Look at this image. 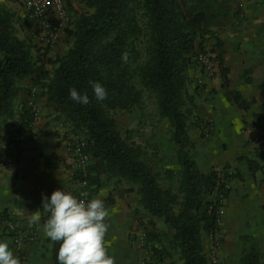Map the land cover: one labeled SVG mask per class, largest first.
Here are the masks:
<instances>
[{"label": "trees", "instance_id": "16d2710c", "mask_svg": "<svg viewBox=\"0 0 264 264\" xmlns=\"http://www.w3.org/2000/svg\"><path fill=\"white\" fill-rule=\"evenodd\" d=\"M86 1L93 11L79 14L73 29L66 31L72 37L69 47L65 54L54 58L35 57L32 49L36 46L16 35L12 15L0 8V124L11 121V128L2 135L4 153L14 149L17 159L22 145L30 141L29 136L18 137L22 129L31 128L30 108L27 102L18 112L14 106L21 83L27 81L28 86L38 87L45 95L54 112L85 137V149L92 158L89 170L94 175L89 183L104 174L136 184L139 204L170 229V247L179 254L182 264H208L202 238L204 233L217 230L214 207L222 206L208 197L214 187L216 191L222 189L223 197L228 189L217 186L214 168L200 171L194 160L196 153L187 152L186 147L193 144L189 129L195 120L184 109L186 73L206 13L196 9L197 5H188L187 0ZM137 8L142 10L144 27L139 23ZM139 38L144 39L142 48L137 46ZM125 51L129 52L127 63L121 59ZM222 70L223 85L227 86L228 71ZM93 81L107 89L105 100H96L90 83ZM73 87L87 94L90 103L73 101L69 94ZM143 94L153 95L159 114L171 126V140L177 146L182 167L180 195L160 185L158 172L143 160L137 146L122 137L117 126L113 112L131 110ZM229 94L239 108H248L249 103L240 95ZM153 235L148 231L149 240L154 239ZM58 248L59 242H52L53 264H59ZM153 249L157 260H164L162 249ZM254 258V254H248L246 264H254ZM168 264L175 262L170 260Z\"/></svg>", "mask_w": 264, "mask_h": 264}, {"label": "crops", "instance_id": "0c3cea01", "mask_svg": "<svg viewBox=\"0 0 264 264\" xmlns=\"http://www.w3.org/2000/svg\"><path fill=\"white\" fill-rule=\"evenodd\" d=\"M241 1L244 19L227 24L230 29L227 32L230 44L225 54L228 85L222 86L218 81L209 85L218 84L215 102L205 104L195 100L199 117L204 122L211 120L212 130L199 138L197 130L205 131L204 122L199 121V125L189 129L195 142L197 168L202 172L222 169L228 174V194L223 200V214L216 231L220 238L215 256L218 264H246L250 253L255 256L254 264H264V147L251 143L247 132L248 128L264 122V5L260 0ZM0 8L12 15V25L26 24L29 18L22 0H0ZM56 53L57 46L43 56L54 58ZM21 86L14 105L19 110L30 98L28 82H22ZM229 92L240 95L249 103L248 108H239L233 98L228 101L225 94ZM35 103L37 118L30 130L22 129L18 135L20 139L29 136L30 141L22 145L17 159L14 157L12 162L0 166V240L8 241L21 264H53L52 241L43 232V224L50 215L43 211V198L50 200L56 189L75 195L81 182L74 174L72 155L62 143L69 121L52 110L39 89ZM87 193L88 200L103 199L110 212L105 221L110 225L105 241L115 264H137L142 253L138 235L145 228L138 226L135 219L139 218L134 215L139 208L136 192H118L114 182L101 177L89 184ZM37 210L41 211V220L29 227L28 217ZM9 224L33 232L36 239L15 244ZM207 262L215 264L209 255Z\"/></svg>", "mask_w": 264, "mask_h": 264}, {"label": "rangeland", "instance_id": "374dc122", "mask_svg": "<svg viewBox=\"0 0 264 264\" xmlns=\"http://www.w3.org/2000/svg\"><path fill=\"white\" fill-rule=\"evenodd\" d=\"M260 2L264 5V0H260ZM187 4L192 6L197 5L196 9L204 10L207 17L204 28L200 31V37H198L196 41L195 49L191 54L192 63L186 73L187 95L185 97L184 109L189 110L188 116L191 119L194 118L195 121L191 123L199 125L200 122L204 121H202L201 117L198 115L200 110L195 100L198 99V101L208 104L215 102L217 99L218 84L216 85L217 87H209V85L214 83V81H218L223 86L222 75L224 72L222 68H227L225 67L227 64L225 54L229 49L227 44H230L227 39V32L230 30L228 29L227 24L229 23L231 25V23H238L244 19L245 8L243 7L241 0H187ZM66 6L70 12L68 24L62 30L60 39H58L59 41L57 40L53 44H48L44 41L43 30L39 27V24L35 20L27 17L28 20L25 22L26 24H22L20 22H15L13 24L15 33L19 38L25 39L36 46L32 49V54L35 57L38 56V54L39 56H43L47 50L53 49L55 46H57V56L65 54L72 41V37L67 35L66 31H71L73 29L74 22L79 14L93 11V8L88 5L86 0H67ZM141 11L142 10L140 8H137L136 14L138 16L139 23L144 27L145 19L141 16ZM143 40V38H139V41L137 42L138 48H142ZM200 54L207 56L205 62L199 61L198 56ZM225 95L227 96L228 101L231 100L230 98H233V95ZM16 110L17 112L19 111V109ZM113 115L116 118L117 126L122 137L130 144L137 146L141 151L140 155L143 160L146 161L154 171L158 172L160 185L162 187H169L173 192L180 195L178 186L181 181L182 167L178 160L177 146L171 140V126L169 122L159 114L156 100L153 95L143 94L141 102L134 106L131 110L126 111L118 109L113 112ZM10 123L11 121L0 124V148L3 144L2 135L7 129L11 128ZM192 128L194 129V127ZM204 129L205 131L201 129L197 130V136L199 138L207 136L212 130L210 128L206 129V127H204ZM75 133L79 134L85 141L83 134L78 132ZM192 142L193 144L191 146L186 147L187 152L190 154L194 151L195 142L193 140ZM9 154L15 155L14 149L9 151ZM91 162L92 158H90V162L85 168V172L87 174L85 178L88 183L90 182V177L94 176L91 175L89 170ZM214 170L216 174V181H218L217 169ZM74 174L76 177L79 175L81 176L80 178L83 177L80 170L74 171ZM227 176L228 174L224 177H219V181L223 183L222 188L224 190L227 189L224 186L227 182ZM101 177L106 178V181L114 182L118 192H129L126 191L128 188H133L132 191L136 192V184L123 180L119 181L115 177H106L104 174H100L96 179H93L92 183L89 184H94L97 180H100ZM215 191L216 187H214V192ZM214 192L209 195L208 200H212L214 198ZM218 192L222 194V189ZM137 201L139 208H136V213L134 215H138L139 218L137 217L135 219L138 220V226H144L145 228V236L147 241L151 244L150 249L153 254V260L157 264H168L170 260L174 261L175 264H182L179 254L170 247L171 244L168 240V236L171 235L170 229L161 218L151 217L142 208L139 204V196ZM148 231L155 234L153 235L155 237L152 241L149 240ZM216 231L217 230H211L203 234L202 244L207 260V235L211 232L216 233ZM153 247L157 250L162 249L163 253L161 256L164 260H157L158 257L155 255ZM164 250L166 252H164ZM143 256L144 251L142 250L141 256L139 257L140 259L138 260L139 262H141ZM139 262L137 264H139Z\"/></svg>", "mask_w": 264, "mask_h": 264}, {"label": "clouds", "instance_id": "9594fccd", "mask_svg": "<svg viewBox=\"0 0 264 264\" xmlns=\"http://www.w3.org/2000/svg\"><path fill=\"white\" fill-rule=\"evenodd\" d=\"M124 63L129 60V52L122 53ZM96 100L107 98V89L100 82H90ZM73 101L87 105V94H81L75 87L69 90ZM86 196L85 194H82ZM104 193H100L103 196ZM43 211L49 218L43 224V232L52 242H59L57 260L59 264H115L114 256L109 255L105 237L110 227L105 221L110 212L103 199H79L71 192L56 189L50 200L43 198ZM41 211L31 212L29 227L39 224ZM0 264H21L9 247L8 241L0 240Z\"/></svg>", "mask_w": 264, "mask_h": 264}, {"label": "built area", "instance_id": "2783aa9c", "mask_svg": "<svg viewBox=\"0 0 264 264\" xmlns=\"http://www.w3.org/2000/svg\"><path fill=\"white\" fill-rule=\"evenodd\" d=\"M23 7L29 16L30 19L35 20L43 30V38L44 41L48 44L55 43L62 33V30L68 24L70 14L66 7L65 0H22ZM200 62H205L207 56L200 54L198 56ZM38 88L36 86L30 87V98L27 102L28 107L32 113V122L38 116V108L35 103V94ZM212 122L211 120H206L204 122V127L206 129H212ZM248 132V139L251 143H253L257 147H264V122L255 125L254 127H250L247 130ZM62 143L65 151L70 153L73 158V167L74 171L80 170L82 172L83 177L79 179L81 182V188L77 191L74 195L79 199H86L88 200V193L87 188L89 186L88 181L86 180V172L85 168L90 162V154L86 151V143L81 138V136L73 131V126L70 122L66 124V132L63 135ZM6 147L4 144L1 146V154L0 157V166L6 163L12 162L14 159V155L5 154ZM227 172L217 170L218 181H216L217 186L223 185L222 182L219 181V177H224ZM227 189V183L224 185ZM82 195V194H85ZM225 197L221 193L217 191L214 192V198L212 201L220 202L222 206L214 207V204H211L210 209L214 207V213L216 216L217 225L220 221V217L223 214V200ZM9 231L12 234V240L15 244H22L24 242H33L36 239V234L33 232H28L19 229L14 224H9L8 226ZM143 231V232H142ZM138 235L139 238V247L144 251V256L140 262V264H157L153 260V254L151 251V244L147 241L145 232L142 230ZM220 248V238L219 236L211 232L207 235V243H206V251L209 257H213V262L216 263L215 256L217 254L218 249ZM214 264V263H213Z\"/></svg>", "mask_w": 264, "mask_h": 264}]
</instances>
